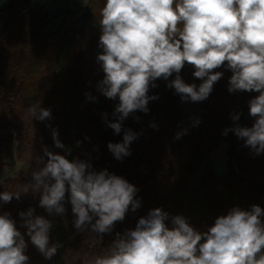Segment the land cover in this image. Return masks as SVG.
<instances>
[{
  "label": "clouds",
  "instance_id": "obj_1",
  "mask_svg": "<svg viewBox=\"0 0 264 264\" xmlns=\"http://www.w3.org/2000/svg\"><path fill=\"white\" fill-rule=\"evenodd\" d=\"M100 16L98 47L102 51L96 62L104 75L97 89L108 99H118L112 114L116 119L107 122L114 134L121 133L130 114L149 112V101L158 99L148 94L157 79L168 81L167 87L182 102L196 103L209 97L224 75L217 69L225 68L232 73L229 93L259 95L249 101L253 125L237 123L222 134L232 131L256 155L264 153V0H105ZM185 64L202 81L198 86L182 79ZM86 97L95 99L90 93ZM29 112L39 121L51 119V110L39 105ZM103 117L107 121L106 113ZM239 118V114L231 116L234 122ZM123 131L122 143L107 145L117 160L131 154L129 146L138 135L131 129ZM185 133H177L176 139ZM52 138L56 148H65L55 129ZM44 156L47 159L41 157L43 166L32 172L31 183L17 192H0V201L19 200L31 190L40 195L39 206L49 215H62L67 194L74 227L78 231L90 227L98 236L111 233L130 209L134 212L141 206L135 198L138 189L125 178L107 169L92 170L88 162L69 160L47 148ZM34 212L29 208L19 213L22 226L31 244L51 260L60 247L50 245L52 222ZM262 217L264 209L259 205L250 210L237 206L199 232L182 215L173 216L169 227V214L151 209L134 229L117 233L104 255L94 257L91 264H264ZM27 247L25 234L11 214H0V264H29Z\"/></svg>",
  "mask_w": 264,
  "mask_h": 264
},
{
  "label": "trees",
  "instance_id": "obj_2",
  "mask_svg": "<svg viewBox=\"0 0 264 264\" xmlns=\"http://www.w3.org/2000/svg\"><path fill=\"white\" fill-rule=\"evenodd\" d=\"M29 1L8 0L0 8V23H3L0 77H8L13 87L8 97L0 94V129L15 123L19 131L17 137L0 135V167L13 151L14 140L17 142L15 156L22 163L16 176L0 185V192H17L31 183L32 172L43 166L41 157L47 159L44 156L47 148L69 160L78 158L88 162L92 170L107 169L125 178L136 186L135 198L141 202L136 211L130 209L123 221L114 224L111 233L98 236L90 227L85 231L74 227L75 217L67 194L62 215H49L39 206L40 195L31 190L22 193L19 200L13 198L6 204L0 201V214L10 213L17 228L25 234L29 264H91L94 257L104 255L117 233L134 229L139 218L155 208L169 214L166 221L169 227L173 216L182 215L199 232L207 231L217 217L226 215L233 207L250 210L264 193V153L256 155L232 131L226 136L222 133L237 123L245 127L253 125L255 118L249 115V101L259 93H229L232 73L225 68L217 69L224 75L214 84L206 100L196 102L207 114L195 123L183 113L181 97L167 87L168 81L157 79V86L150 87L148 94L158 99L149 101V112L137 110L130 114L123 121L121 133L114 134L107 122L116 119L112 114L118 99H108L98 91L97 84L104 74L96 58L91 60L86 56L87 51L96 49L100 29L90 26L76 29L72 21L71 25L62 24L57 31L44 34L42 29L48 23L45 8L40 6L22 13ZM88 1L83 22L88 19L89 9L100 21L105 0ZM18 15L12 28L2 36ZM77 35L79 39L75 38ZM193 71L192 66L185 64L180 75L186 83L198 86L202 81L193 77ZM169 79H174V75ZM86 93L95 99H88ZM38 105L51 110V119L39 121L30 114L29 108ZM105 113L107 121L103 117ZM232 114H239V120L234 122ZM53 129L58 132L64 149L54 146ZM124 129L138 135L129 146L131 154L117 160L107 145L122 143ZM185 130L176 139L177 133ZM220 139L227 140V173L217 175L211 186L207 180L210 176L205 173L197 187H188V179L197 172L202 155ZM233 159L236 173L231 168ZM222 182L226 183L227 206H221L220 190H215V183ZM241 190L246 193H240ZM29 208L35 209L34 215L45 214L52 222L50 245L60 247L51 260H46L31 244L22 226L19 213Z\"/></svg>",
  "mask_w": 264,
  "mask_h": 264
},
{
  "label": "rangeland",
  "instance_id": "obj_3",
  "mask_svg": "<svg viewBox=\"0 0 264 264\" xmlns=\"http://www.w3.org/2000/svg\"><path fill=\"white\" fill-rule=\"evenodd\" d=\"M8 0H0V8H4ZM88 0H30L22 10V13L29 10V9H35L36 7L43 6L46 11V17L48 19V23L43 27L42 32L44 34H48L50 32L57 31V28L61 26L62 24L71 25L72 21H77L78 19H82L79 28L82 30L84 26H90L95 29H100L99 20H97L96 16L93 15L92 11H90L87 14V21L83 22L84 19V12L88 7ZM93 10V9H92ZM94 11V10H93ZM19 15L16 17V19L11 23L9 28L3 33L2 36H4L15 24V21L18 19ZM85 19V20H86ZM3 23H0V29H2ZM79 30V31H80ZM78 38V35L75 37ZM79 39V38H78ZM102 50L98 47L94 51H87L86 56L88 59L93 60L96 58L97 54L100 53ZM13 90L11 81L8 77H0V94L2 96L8 97L11 91ZM193 103V102H192ZM196 107L198 103H195ZM199 107V105H198ZM200 108V107H199ZM201 109V108H200ZM182 111L185 115H187L190 118V114L188 111L183 110V102H182ZM189 111L190 110L189 108ZM204 115L207 114V112H203ZM192 116V114H191ZM199 121V120H198ZM12 134V136H18L19 131L17 130L15 123H8L4 129H0V135H9ZM21 135V134H20ZM209 143V142H208ZM17 142L14 140L12 144L13 151L10 153L9 157L5 160V162L0 167V185L4 183L6 179L12 178L16 176V174L19 171V168L21 166V161H19L14 153V150L16 149ZM227 140L226 139H220L218 140L214 145L213 148L202 155L201 157V163L198 167V170L195 174L191 175L188 179V187L194 188L197 187L200 183L201 177L208 173L210 178H208V183L211 186L214 182L213 180L217 177V175H224L227 173ZM233 159L231 161V168L236 173L237 167ZM201 173V176L199 179H197V182L194 181V176L199 175ZM216 184L215 190H220L218 193V202L224 206H227V191L226 189V183L222 182L220 184ZM246 193L245 191L241 190L240 193ZM253 205H259L262 209H264V193H262L256 200V203ZM251 208V207H250ZM45 214H43L44 216ZM200 219V218H199ZM264 220V217L261 218Z\"/></svg>",
  "mask_w": 264,
  "mask_h": 264
},
{
  "label": "crops",
  "instance_id": "obj_4",
  "mask_svg": "<svg viewBox=\"0 0 264 264\" xmlns=\"http://www.w3.org/2000/svg\"><path fill=\"white\" fill-rule=\"evenodd\" d=\"M189 108L192 111H189ZM183 110L188 111L189 114L191 112L192 116L190 114V118L195 120V121L199 120L204 115V113H203L204 111L202 109H200L198 107V105L196 107L195 103H192L191 101L183 102ZM200 176H201V173L199 175L194 176L193 177L194 181L197 182V179H199Z\"/></svg>",
  "mask_w": 264,
  "mask_h": 264
},
{
  "label": "water",
  "instance_id": "obj_5",
  "mask_svg": "<svg viewBox=\"0 0 264 264\" xmlns=\"http://www.w3.org/2000/svg\"><path fill=\"white\" fill-rule=\"evenodd\" d=\"M83 16H84V15H83ZM81 21H82V19H81V18H80V19H78L77 21H74V26H75V28H76V29H78V28H79V25H80Z\"/></svg>",
  "mask_w": 264,
  "mask_h": 264
}]
</instances>
